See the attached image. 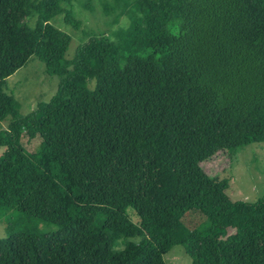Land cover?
Masks as SVG:
<instances>
[{
	"label": "trees",
	"instance_id": "obj_1",
	"mask_svg": "<svg viewBox=\"0 0 264 264\" xmlns=\"http://www.w3.org/2000/svg\"><path fill=\"white\" fill-rule=\"evenodd\" d=\"M100 3L128 26L68 59L50 21L80 29L71 0H0V264H165L173 246L191 264H264V196L231 201L203 168L264 142V0ZM31 56L59 85L21 115L3 86ZM189 211L204 222L186 227Z\"/></svg>",
	"mask_w": 264,
	"mask_h": 264
},
{
	"label": "rangeland",
	"instance_id": "obj_2",
	"mask_svg": "<svg viewBox=\"0 0 264 264\" xmlns=\"http://www.w3.org/2000/svg\"><path fill=\"white\" fill-rule=\"evenodd\" d=\"M85 0H71L69 6L73 16L80 20V29L74 30L63 21V14L54 16L50 23L57 29L65 32L71 37L66 58L73 57L76 48L86 39L88 32H106L116 27H127L128 19L121 17L118 23L112 27L113 18L103 12L100 0H88L89 8H84ZM35 23L34 18H28L21 23V32L29 36ZM59 85V78L56 75H48L45 66L36 57L31 56L28 61L5 79L3 90L11 95L19 104L21 115H27L34 110L38 104L47 103L54 96ZM6 124H0V133L6 129ZM19 141L27 151H35L40 145V139L28 140L22 129L16 128ZM3 141H6L3 139ZM4 148L0 146V155ZM203 168L212 178L227 179L228 188L225 194L231 201L256 202L264 196V142L252 143L234 153L219 152L210 160L203 163ZM132 220L131 209L127 210ZM5 217L0 218V239L5 236ZM186 227L196 228L204 217L195 211H189L183 219ZM125 243L124 240L117 241L114 249L120 250ZM165 264H191L190 258L182 247L173 246L163 255Z\"/></svg>",
	"mask_w": 264,
	"mask_h": 264
}]
</instances>
